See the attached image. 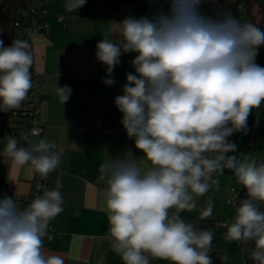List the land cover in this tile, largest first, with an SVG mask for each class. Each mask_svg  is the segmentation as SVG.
<instances>
[{
	"label": "clouds",
	"instance_id": "1",
	"mask_svg": "<svg viewBox=\"0 0 264 264\" xmlns=\"http://www.w3.org/2000/svg\"><path fill=\"white\" fill-rule=\"evenodd\" d=\"M149 2L157 5L151 15L113 22L96 45L109 86L116 82L121 55L135 54L134 72L126 73L114 103L128 138L143 153L139 159L109 156L100 167L107 185V239L123 264H213L212 232L197 230L170 210H194L196 197L218 185L214 176L229 169L247 197L234 222L225 224L226 239L254 242L252 259L264 264V212L257 207L264 203V163L229 155L237 145L228 139L246 132L250 113L264 102V67L256 63L264 30L231 12L204 14L203 4L214 0ZM86 3L67 0L65 8L73 12ZM29 49L26 40L14 39L7 47L0 40V111L18 109L28 98ZM71 93L68 85L57 87L63 104ZM5 140L3 155L17 166L30 165L42 179L61 162L62 150L44 139L29 147L19 146L16 137ZM145 160L150 166L142 170ZM62 204L56 189L44 190L23 209L12 197L0 198V264H65L63 256L45 252L43 243L51 239L47 228ZM210 214L209 206L205 216Z\"/></svg>",
	"mask_w": 264,
	"mask_h": 264
},
{
	"label": "crops",
	"instance_id": "2",
	"mask_svg": "<svg viewBox=\"0 0 264 264\" xmlns=\"http://www.w3.org/2000/svg\"><path fill=\"white\" fill-rule=\"evenodd\" d=\"M66 2L46 0V28L25 39L31 42V67L43 74L39 119L45 131L19 145L29 147L44 139L62 150L61 162L47 179H42L30 170V165L17 166L4 156L2 146L0 196L9 191L29 194L32 182L43 180L46 190L56 189L63 197V211L49 222L51 239L44 238V251L63 256L65 264H121L107 239L109 225L103 195L107 185L101 179L100 167L109 156H143L134 140L128 138L120 123L122 114L114 103L115 97L122 94L126 73L134 72L130 61L135 54L121 55V63L113 72L116 82L109 86L103 83L106 66L96 58V45L113 22L126 16L151 15L157 5L149 0H87L82 8L68 12ZM57 14L63 18L58 19ZM65 85L72 93L63 104L57 87ZM146 166L150 164L145 160L142 170ZM235 215L236 210L233 218ZM249 247L245 254L251 252Z\"/></svg>",
	"mask_w": 264,
	"mask_h": 264
},
{
	"label": "rangeland",
	"instance_id": "3",
	"mask_svg": "<svg viewBox=\"0 0 264 264\" xmlns=\"http://www.w3.org/2000/svg\"><path fill=\"white\" fill-rule=\"evenodd\" d=\"M259 13L256 8L244 7L240 15V22L256 24L259 22ZM264 60V48L259 47V55L256 57V63ZM255 118L258 119L256 125V138L251 140V123ZM237 145V150L229 155L237 156V159L255 161L257 164L264 163V102L259 108H254L247 120L246 132H237L228 138ZM218 180V185L213 184L208 193L196 197V208L194 210H180V217L186 222L192 224L196 229L199 218L206 217L209 206L211 215L216 218L215 224L211 227L216 239V245L222 251V264H245V253L248 245H240L238 241L226 239L227 229L217 223L218 220H231L233 222L236 206L227 202V198L235 199L234 195L229 194L228 190L239 186L234 172L225 169L222 173L214 176ZM259 210L264 209V203H258ZM230 224V223H229ZM250 248V247H249ZM225 257L227 259H225ZM155 264H170L167 260H157Z\"/></svg>",
	"mask_w": 264,
	"mask_h": 264
},
{
	"label": "built area",
	"instance_id": "4",
	"mask_svg": "<svg viewBox=\"0 0 264 264\" xmlns=\"http://www.w3.org/2000/svg\"><path fill=\"white\" fill-rule=\"evenodd\" d=\"M238 9L243 12L244 3H238ZM49 14V8L46 0H29L28 8L24 9L19 20L22 25L19 27L18 32L20 37L18 39L25 40L27 37L36 31H41L46 28V17ZM58 19H62V14H57ZM23 35V36H22ZM22 36V37H21ZM31 48V42L26 40ZM264 48V45L260 46ZM33 87L28 93V98L22 102V106L18 109L9 111L10 113L5 116H0V149L5 146V138L7 136L16 137L20 140V144L29 142L35 135L41 134L45 131L43 124L40 122L39 116L41 111V86L43 81V74L30 68ZM258 119L255 118L251 123V140L256 138V125ZM26 136L28 139H21ZM41 184L42 188H37V184ZM32 190L29 194H18L16 192H4L0 198L4 196L12 197L17 202L20 208L27 207L33 199L37 196H42L43 191L46 190V183L43 180L35 179L32 182ZM229 194H236V188L232 187L228 190ZM227 202L235 205V199L227 198ZM217 223L221 226L229 224L230 220H218ZM201 227L197 228L199 230ZM150 264H155L150 260Z\"/></svg>",
	"mask_w": 264,
	"mask_h": 264
},
{
	"label": "trees",
	"instance_id": "5",
	"mask_svg": "<svg viewBox=\"0 0 264 264\" xmlns=\"http://www.w3.org/2000/svg\"><path fill=\"white\" fill-rule=\"evenodd\" d=\"M243 2L244 7L248 8H256L257 12L259 13V22L254 24L260 29L264 30V0H214V2L210 3H204L201 10L204 14H207L209 16H215L217 14H223L225 12H231V14L240 20V15L242 11L238 9V3ZM29 0H0V40H3L4 46H10L12 41L14 39H18L20 37V34L18 32L19 27L22 25V22L20 23L19 16L21 12L24 9L28 8ZM244 11V10H243ZM47 18V17H46ZM23 36V35H22ZM21 36V37H22ZM259 64L261 67H264V60L260 61ZM10 112H4L0 111V116L8 115ZM236 188V194H235V206L236 209L239 206L240 200L245 199L247 197V189L240 184L239 186H235ZM178 209H171L170 212L176 213L179 212ZM237 213V211H236ZM236 217V215H235ZM235 217L233 218V222L235 220ZM205 220L206 221V227H212L215 222L216 218H214L211 214L206 217H201L198 220V227L199 223ZM212 229V228H211ZM212 234L213 231L211 230ZM213 239L216 247L217 254H220V250L217 249L216 245V239L213 234ZM240 245H248L252 248L251 252L245 254V264H257L252 259V251L254 250V242L251 241H238ZM209 255L211 258L213 257V254L211 251L209 252ZM213 260V259H212ZM154 263H156L157 260H152ZM121 264H123L121 260ZM213 264L214 261H213Z\"/></svg>",
	"mask_w": 264,
	"mask_h": 264
},
{
	"label": "water",
	"instance_id": "6",
	"mask_svg": "<svg viewBox=\"0 0 264 264\" xmlns=\"http://www.w3.org/2000/svg\"><path fill=\"white\" fill-rule=\"evenodd\" d=\"M199 226L201 228H207L209 229L210 231L212 230L210 227H206V221L205 220H202L200 223H199ZM211 253L213 254V261L215 264H222V260H221V255L220 254H217V250H216V247H215V243H214V239H213V243H212V248H211Z\"/></svg>",
	"mask_w": 264,
	"mask_h": 264
}]
</instances>
